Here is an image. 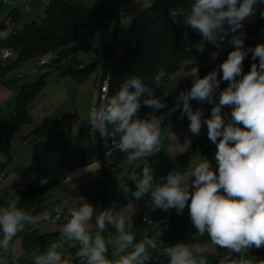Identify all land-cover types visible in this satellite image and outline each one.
Returning a JSON list of instances; mask_svg holds the SVG:
<instances>
[{
    "label": "clouds",
    "instance_id": "9594fccd",
    "mask_svg": "<svg viewBox=\"0 0 264 264\" xmlns=\"http://www.w3.org/2000/svg\"><path fill=\"white\" fill-rule=\"evenodd\" d=\"M258 3L264 0H194L183 22L201 34L202 40L196 46L199 52L204 51L205 42L220 48L229 33L242 29ZM260 15L264 17V10ZM122 23L127 27L131 20ZM9 35V31L0 32V39ZM228 43L234 50L216 69L203 77L197 67L185 73L184 76L192 77V85L178 94L168 113L155 114L167 107L155 95V89L164 86L166 72L161 68L151 84L130 75L117 93L105 95L100 105L90 110L87 123L91 132H99L106 142L111 127L118 135L115 147L125 154L126 161L146 160L160 151L162 122L172 112L179 110L181 119L187 117L193 135H199L202 124H206L207 137L216 146L215 167L204 158L190 170L170 171L161 177V183L154 179L152 167L145 163L141 178L135 182V191L127 185L120 187L136 200L149 195L152 209L165 212L175 209L182 214L187 207L196 230L193 239L207 235L211 245L225 250L219 264H264V260L248 258L252 247H264V43L246 49L241 35H232ZM249 53L258 63H252L244 73L243 61ZM218 55L212 53L211 59H217ZM221 72L222 77L218 78ZM221 80L227 82L222 90ZM193 100L211 104L210 117L204 118L201 108L193 110ZM142 105L154 111L140 117ZM225 106L231 108V119L227 122L222 114ZM50 179L43 177L39 182L44 185ZM19 201L17 196L0 206V251L7 252L18 233L40 219L20 208ZM64 207H68L69 217L61 227L59 239L46 251L33 254L32 264H66L63 257L66 244L78 246L80 264H148L152 252L158 250L156 238L146 237L137 242L135 234L126 227L132 216L116 211L114 205L97 209L80 196L57 205V212ZM145 220L151 223L147 217ZM109 227L115 229V234L107 231ZM208 251L206 243L181 241L167 246L164 255L167 264H208ZM233 253L239 254L238 257L230 258ZM0 264L6 261L0 258Z\"/></svg>",
    "mask_w": 264,
    "mask_h": 264
},
{
    "label": "trees",
    "instance_id": "16d2710c",
    "mask_svg": "<svg viewBox=\"0 0 264 264\" xmlns=\"http://www.w3.org/2000/svg\"><path fill=\"white\" fill-rule=\"evenodd\" d=\"M194 0H94L93 5L87 9L84 0H49L46 15L39 25L31 23L23 26V31L11 34L6 39H0L2 47L16 50L15 60L8 68H18L21 64L32 60H39L47 55L55 57L47 70L39 78L18 91L16 95L13 114L3 126H0V150L5 156L9 155V147L15 130L32 123L28 114L31 102L39 97L46 86L47 77L80 80L99 70V86L107 79V96H112L119 91L121 84L130 76L137 75L146 83L151 84L152 77L163 68L166 72L163 88H156L155 95L165 101L167 107L156 111V115L168 113L175 106L178 94L192 85V77L184 76L191 68L197 67L199 75L203 77L208 72L217 68V62L208 63V42H205L204 51L197 50V44L202 40L198 31L188 28L183 19ZM131 3L140 5L139 11L132 17L124 14V9ZM131 20L126 32L128 40L118 37L122 19ZM108 24V44L95 47V28L100 23ZM0 30H5L0 24ZM256 31V30H255ZM254 32V31H253ZM251 32L241 36L245 48H254L248 42ZM218 50L216 46L211 51ZM227 52V47H226ZM89 55V59H81L79 54ZM220 56V53L218 57ZM253 61L251 53L246 56V67ZM38 66V64H37ZM56 69V70H55ZM178 78H171L175 75ZM220 74V73H219ZM218 74V75H219ZM178 80V81H177ZM175 81L177 84L172 83ZM172 83V84H171ZM194 100L191 101L193 104ZM154 110L141 106L138 115L143 117ZM180 116V111L166 115L162 128ZM58 120L46 118L25 137L33 136L37 140L31 147V160L38 173L36 182L26 192L19 194V207L35 215L43 208H34L33 201L46 194L51 188L64 181L67 176L78 168H83L101 157V150L95 153L92 148L77 149L71 141L69 132L61 133L58 139L41 140L52 133L58 126ZM109 130H112L110 127ZM95 147L94 136L88 134ZM118 138V135H117ZM216 146H209L205 139L192 143L181 155L173 159L163 169L154 174V179L163 182L161 177L170 171L185 169L191 160L196 157L206 156L213 152ZM216 166V161L212 164ZM43 177H50V182L42 185L39 181ZM136 188L131 189L135 191ZM148 198L149 195L141 198ZM136 199L131 193L112 202L115 210L125 207ZM151 212L152 222L163 219L160 209ZM169 229L156 237L158 250L152 252L148 264H167L168 258L164 250L169 245L178 242L204 243L209 242L207 235L193 239L195 228L191 223L188 210L178 214L175 209H169L166 217ZM115 234V229L107 230ZM107 235V232L105 233ZM48 235H38L35 231L24 234L23 247L25 250L47 241ZM78 246L70 249L73 257L71 264H77ZM111 258V251H109ZM248 257L254 261L264 260V247H252ZM32 264V263H31ZM69 264V261H66Z\"/></svg>",
    "mask_w": 264,
    "mask_h": 264
},
{
    "label": "crops",
    "instance_id": "0c3cea01",
    "mask_svg": "<svg viewBox=\"0 0 264 264\" xmlns=\"http://www.w3.org/2000/svg\"><path fill=\"white\" fill-rule=\"evenodd\" d=\"M7 1L9 3H4L3 0H0V24H3L4 28L5 24L9 21L16 22L22 26H28L34 21L38 13V4L36 2L30 3L29 11H26V5L22 0ZM261 10H264V3H258L256 5L255 13L248 17L243 22L242 29L238 30V35L251 32L248 37V42L255 46L258 43H264V17H261L260 15ZM126 20L129 19L125 18L121 21V29L118 37H122L126 34L128 26L124 27L122 23ZM3 31L8 30L6 28L5 30H0V32ZM209 45L212 46L210 43ZM1 48L2 46L0 43V50ZM15 51L16 50L12 49V56L9 60L0 59V126L7 123L13 114L18 91L36 81L35 78H38L40 74L46 71H38L39 67L36 64L38 60L36 59L21 64L18 68H8V66L15 60ZM214 52L220 53L219 57H221L226 53V46L221 45V47ZM245 62L246 57L243 61V65ZM251 64L246 67L243 66L244 73H247L250 70ZM25 65H27L28 68L24 70ZM28 77L31 79L26 81V78ZM52 81V84H50L51 87L59 86L57 88L58 90H55L56 93H50L49 91L45 92L46 89L49 88V84L47 87L45 86L46 88L41 93V96L33 100L28 107V114L32 123L30 125L22 126L14 131L8 156H5L0 150V174H3V183L0 185V206L4 205L8 199H14L19 196V194L16 193L17 186L21 183H26L31 175L38 178L37 169L31 160V147L37 139L33 136H25H27L34 127L39 125L44 119L54 118L57 119L58 122L61 120L68 125V128L62 130H57L56 128L52 133L41 140L56 141L55 139H58V136L61 133L69 132L71 135L70 139L77 149L90 147L95 153L100 152V148L94 146L90 136L86 133L85 119L88 112H63L58 114L61 116V119L56 117L58 113L56 111L65 103L66 97L69 95L68 90L64 86L72 83L74 84L73 87H77V85H80L83 80L70 79L68 81H62L58 78H52ZM172 83H175V85L177 84L175 81ZM226 87L227 82L224 81L220 85V88L222 90ZM218 97L219 92H217L216 95L217 102ZM192 107L193 110H196L197 108L203 109L204 118L210 117L212 108L211 104L193 102ZM222 114L227 122L231 119V108L225 106L222 108ZM80 115H82V119L78 117ZM66 118L69 119L68 122L65 121ZM71 124L73 126L69 128ZM189 124L190 121L186 116L183 119L179 116L162 128L160 142L161 153L158 160L154 162L147 160L126 161L125 154L120 152L118 157L123 162L121 171H118L112 162L99 163L98 161H94L86 167L78 168L71 172L64 181L33 201L35 209L43 208L40 212L35 214L38 215L40 219L35 224L26 226L23 232L18 233L17 237L11 242L8 251H0V258H3L6 261V264H31L33 254L46 251L53 241L59 239L61 235L60 230L63 224H49L43 222L41 220L42 213H58L57 205H60L63 201L79 199L81 196L97 209L102 210L108 208L112 202L126 195L122 191L120 184L127 185L130 189L136 188L135 182L141 178L142 168L145 163H148L152 167L153 173L155 174L158 170L163 169L173 159L185 152L192 143L200 139H205L209 146H215V144H213L207 137L206 124H202L199 135H193L189 131ZM215 153L216 149L206 156L194 158L185 169L190 170L192 167L202 162L204 158H207L213 164L215 161ZM144 209L153 211L159 208L152 209L150 197H144L139 200L131 201L125 207L119 209L126 215L132 216V222L127 224L126 227L135 234L137 242L146 237L156 238L169 229V224L166 222L169 210L165 212L160 209L163 214V219L152 222L150 225H145L140 222V213ZM185 210H188L187 207ZM59 213H69L68 207H64ZM92 230H96L94 225ZM33 231L41 236L48 235V239L43 244H37L25 250L23 247V236L24 234ZM205 243L209 246V251L207 253L208 264H218V254L222 249H218L216 246L211 245L210 241L201 244ZM75 246L76 245L71 244L65 245L63 257L65 261H69V264L72 263L71 261L73 259L69 251Z\"/></svg>",
    "mask_w": 264,
    "mask_h": 264
},
{
    "label": "built area",
    "instance_id": "2783aa9c",
    "mask_svg": "<svg viewBox=\"0 0 264 264\" xmlns=\"http://www.w3.org/2000/svg\"><path fill=\"white\" fill-rule=\"evenodd\" d=\"M4 3H9L7 0H3ZM22 2L26 5L25 10L29 11V5L32 2H36L38 4V13L37 16L35 17L33 23H35V25H39L42 21V19L45 17L46 15V8L48 7L49 4V0L46 3L45 0H22ZM225 27L227 28L228 26L225 25ZM5 28L11 33V34H18L21 33L23 31V26L21 24H18L16 22H12L9 21L5 24ZM232 35H238L237 33H229L228 36L225 38V41L223 42L222 45H225L227 47V52L222 55L221 57H218L215 60L211 59V55L213 53V51H211V47L208 43V47L207 50L210 51L211 53L207 56V62L208 63H214L217 62V64L219 65L220 63H222L228 56V53L232 50H234V46L230 43H228V41L231 39ZM215 45V44H214ZM216 46V45H215ZM12 56V49L8 48V47H2L0 50V59L2 60H9ZM55 57H53V55H47L41 59L38 60V65H43V64H48L49 62H51ZM222 77V72L218 75V78ZM62 81H68L70 80V77L68 76H64V78L60 79ZM224 81L221 80V84ZM220 84V85H221ZM107 91H108V82L107 79H105L102 84L99 86V91H98V95L96 98V101L94 103L91 104L89 112L87 114V117L85 119V126H86V133L87 134H91L94 136V142L99 146L100 150H101V157L99 159H97L96 161H98L99 163H106V162H112L118 171H121L122 166H123V162L122 160L118 157V154L120 153V151L115 147L116 143H118V138L117 135L114 134L113 129L109 130L110 135L109 138L107 140V142L105 141L104 138H102L99 134V132L97 133H93L91 132V127L90 125H88L87 120L89 117V113L90 110L93 107H98L100 105V103L102 102V98L106 95L107 96ZM194 102H197L194 100ZM66 122L69 121V119H65ZM111 150V154L108 155L109 151ZM161 153V143H160V151L156 154H154L151 157L146 158L147 161L150 162H154L156 160H158L159 156ZM36 182V177L34 175H31L29 177V180L26 183H21L20 185L17 186V190L16 193L17 194H22L24 192H26V190L32 186L34 183ZM3 183V174H0V185ZM69 217V213H49V212H43L42 216H41V220L45 223H49V224H64L67 219ZM145 217H147L149 220H151L152 223V219H151V212L148 209H144L141 211L140 213V222L142 224L145 225H150L151 223H148L145 220ZM225 255V250H221L218 254V264H219V259ZM239 254L233 253L232 256L230 258H237ZM249 258V257H248ZM250 259V258H249ZM77 264H80V259L78 258L77 260Z\"/></svg>",
    "mask_w": 264,
    "mask_h": 264
},
{
    "label": "rangeland",
    "instance_id": "374dc122",
    "mask_svg": "<svg viewBox=\"0 0 264 264\" xmlns=\"http://www.w3.org/2000/svg\"><path fill=\"white\" fill-rule=\"evenodd\" d=\"M93 3H94V0H84V6L87 9H89L93 5ZM32 8H33V6H32ZM139 9H140V5L138 3H131L130 5L125 7L124 14L127 17H132L133 15H135L139 11ZM108 31H109L108 24H105L104 22L100 23L98 26H96L95 37H94L95 47H101L102 45L104 46V45L108 44V41H109ZM123 37L126 41L128 40L129 37L127 35V32ZM210 44L215 46L213 43H210ZM212 48L213 47H211V50H212ZM14 54H16V51L14 52ZM79 57L81 59L83 58L86 60H88L90 58L89 55H84L82 53L79 54ZM205 62H206V60H205ZM36 64H39L38 61L36 62ZM50 64L51 63L49 62L48 64H43L40 66L38 65V67H39L38 71L42 72V71L47 70L46 68H48L50 66ZM26 68H28L27 65L24 66V70ZM178 75L179 74L173 76L171 78V80H174V78H178ZM39 76H38V78H39ZM38 78L36 77L35 80H37ZM26 79H27L26 81H29L31 78L28 77ZM82 80H83L82 83L80 85H77V87H73L74 84H72V83L66 84V86H64L68 90L69 95H67L65 103L60 106L59 110L56 111V112H58L56 117H58L59 119H61V116H59L58 114L63 113V112H66V113L67 112H72V113L73 112H89V109H90L89 106L91 105L92 102L94 103L96 101V96L98 94V85H99V70H97L96 72H93L88 77H85ZM52 82L53 81H52L51 77L48 76L46 87L49 84V88L46 89L45 92L49 91L50 93L51 92L56 93L55 90H58L57 88L59 86L54 87L52 85L53 87H51L50 84H52ZM46 87H44L42 89V92ZM78 117L80 119H82V115H80ZM71 126H73V125L71 124L69 126V128ZM66 128H68V125H66L65 122H62L61 120H59L57 130H62V129H66ZM55 140L61 141L60 139H55Z\"/></svg>",
    "mask_w": 264,
    "mask_h": 264
}]
</instances>
